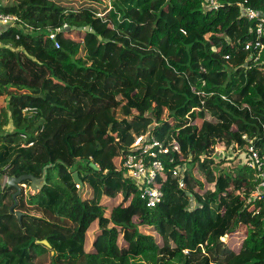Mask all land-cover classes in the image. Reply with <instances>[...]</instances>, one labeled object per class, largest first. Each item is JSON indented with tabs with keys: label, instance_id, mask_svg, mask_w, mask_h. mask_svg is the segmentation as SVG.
<instances>
[{
	"label": "trees",
	"instance_id": "16d2710c",
	"mask_svg": "<svg viewBox=\"0 0 264 264\" xmlns=\"http://www.w3.org/2000/svg\"><path fill=\"white\" fill-rule=\"evenodd\" d=\"M242 7L264 0H0L20 19L0 32V176L43 180L0 184V264H264L242 160L264 155V38ZM146 134L179 150L154 208L122 167Z\"/></svg>",
	"mask_w": 264,
	"mask_h": 264
},
{
	"label": "built area",
	"instance_id": "2783aa9c",
	"mask_svg": "<svg viewBox=\"0 0 264 264\" xmlns=\"http://www.w3.org/2000/svg\"><path fill=\"white\" fill-rule=\"evenodd\" d=\"M209 7H215L218 0H202ZM242 16L248 21L254 22L255 32L257 34L256 47H263L261 39L264 38V13L253 10L247 7H242ZM20 19L16 15L0 13V32L19 26ZM50 31V30H47ZM51 42L56 48L60 45L55 40V35H49ZM242 138H246L245 135ZM24 141V139H22ZM31 145V144H29ZM131 153L122 162V167L125 169L126 174L135 182L138 189H140V199L145 203L147 208H154L160 202L163 194L162 191L156 186V179L164 177V164L163 161L171 163L172 159H159L161 155H168L170 149L178 152V146L173 143L171 147H166L163 142L155 139L154 137L146 134L137 137L130 145ZM245 164L256 170L258 176V185L256 186L253 196L257 195L264 189V155L258 154L252 146L242 156ZM173 176L178 177L181 174L180 169L171 170ZM5 177V182H6ZM179 186H183V181L179 178Z\"/></svg>",
	"mask_w": 264,
	"mask_h": 264
},
{
	"label": "water",
	"instance_id": "95a60500",
	"mask_svg": "<svg viewBox=\"0 0 264 264\" xmlns=\"http://www.w3.org/2000/svg\"><path fill=\"white\" fill-rule=\"evenodd\" d=\"M74 28H70L68 26L66 27H63L61 28L59 31H62V32H67V31H70V30H73ZM78 30H82L81 28H79ZM85 31H88L89 28L88 27H85L84 28ZM59 31H56V30H50V31H45V35H55L57 32ZM90 32L93 33L92 30H90ZM91 167L94 168V169H97V167L93 164H91ZM25 181H29L30 182V189L33 191V192H36L38 190V188H40L42 186V183H43V180L42 179H37L35 178L34 176L32 175H22L18 178H15V177H7L6 178V185L8 187H12L16 190V192L12 195V198L13 199H16V197L21 193V184L22 182H25ZM73 181L75 184H78V186H81L82 185V182L81 180L78 178V175L77 173H73ZM16 206V202L14 203L13 207H11V211L13 210V208ZM17 216H18V219H20V213L18 212L17 213ZM42 245H46L48 246L47 242L46 241H42L40 242ZM51 257L54 255V252L51 251L50 253Z\"/></svg>",
	"mask_w": 264,
	"mask_h": 264
},
{
	"label": "rangeland",
	"instance_id": "374dc122",
	"mask_svg": "<svg viewBox=\"0 0 264 264\" xmlns=\"http://www.w3.org/2000/svg\"><path fill=\"white\" fill-rule=\"evenodd\" d=\"M133 100H134L137 104H141V99H140V98H138V97H134ZM164 117H165V114L163 115V118H164ZM214 154L217 155V152H215ZM219 154H220V153H219ZM0 184L2 185V187H3V189H4V187H5V185H6L5 177H1V176H0ZM26 190H29V189L26 188ZM91 242H92V241H90V244H87V248L90 247ZM237 244H238V242L235 243V245H237ZM56 259H59V258H56ZM133 264H143V263H142L140 260L135 259V260L133 261Z\"/></svg>",
	"mask_w": 264,
	"mask_h": 264
}]
</instances>
